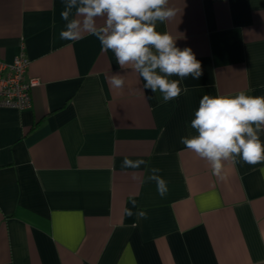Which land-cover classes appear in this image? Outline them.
<instances>
[{"label":"crops","instance_id":"0c3cea01","mask_svg":"<svg viewBox=\"0 0 264 264\" xmlns=\"http://www.w3.org/2000/svg\"><path fill=\"white\" fill-rule=\"evenodd\" d=\"M169 6L177 15L157 30L203 74L164 103L95 36L60 39L62 0H0V57L23 46L38 80L28 108L0 107V264H264V164L225 162L220 179L180 142L204 95L264 96V0ZM111 73L126 76L123 92Z\"/></svg>","mask_w":264,"mask_h":264},{"label":"clouds","instance_id":"9594fccd","mask_svg":"<svg viewBox=\"0 0 264 264\" xmlns=\"http://www.w3.org/2000/svg\"><path fill=\"white\" fill-rule=\"evenodd\" d=\"M60 13L65 22L60 39L77 41L84 34L95 36L103 51H111L121 69H130L144 81L143 89L159 92L164 103L177 99L187 88L180 84L191 76L199 79L201 62L192 49H181L169 32L158 31V25L173 20L178 10L169 6V0H62ZM104 18L103 24L97 23ZM178 77L179 79H171ZM110 86L117 92L125 89L126 76L111 73ZM143 92L128 88L129 94ZM190 127L195 135L184 136L180 142L185 148L206 160L212 174L225 179V162L264 164V96H253L244 91L232 95H204L194 112ZM147 165L144 160L122 162L123 168ZM148 180L154 181L163 198L168 192L167 182L152 168ZM264 178V169L261 170ZM135 178V177H134ZM135 207V200H132ZM126 215H134L126 209ZM147 218V213H135Z\"/></svg>","mask_w":264,"mask_h":264},{"label":"built area","instance_id":"2783aa9c","mask_svg":"<svg viewBox=\"0 0 264 264\" xmlns=\"http://www.w3.org/2000/svg\"><path fill=\"white\" fill-rule=\"evenodd\" d=\"M29 64L23 46L10 62L0 57V107L23 110L31 105V90L38 80L27 75Z\"/></svg>","mask_w":264,"mask_h":264}]
</instances>
